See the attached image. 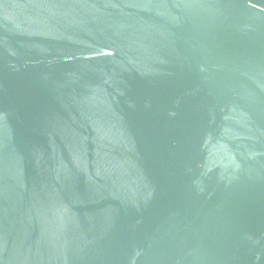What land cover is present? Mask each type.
Wrapping results in <instances>:
<instances>
[{
    "label": "water",
    "instance_id": "1",
    "mask_svg": "<svg viewBox=\"0 0 264 264\" xmlns=\"http://www.w3.org/2000/svg\"><path fill=\"white\" fill-rule=\"evenodd\" d=\"M0 264H264V0H0Z\"/></svg>",
    "mask_w": 264,
    "mask_h": 264
}]
</instances>
